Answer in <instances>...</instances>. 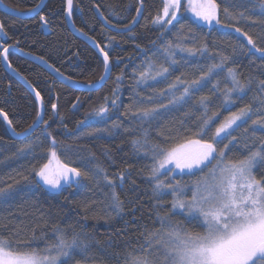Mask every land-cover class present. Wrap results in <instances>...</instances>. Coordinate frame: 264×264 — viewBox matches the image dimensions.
<instances>
[{"label": "trees", "instance_id": "trees-1", "mask_svg": "<svg viewBox=\"0 0 264 264\" xmlns=\"http://www.w3.org/2000/svg\"><path fill=\"white\" fill-rule=\"evenodd\" d=\"M2 2L12 9L24 12L34 8L40 0ZM216 3L221 22L219 26L214 24L211 30L196 28L192 23L193 12L187 8L185 1H182L179 21L174 27L168 26L170 30H165L151 23L155 15L162 14L164 0H73L72 21L75 27L82 29L87 36L104 47L112 60L109 79L97 91L75 90L56 80L38 64L9 52L8 61L11 66L33 88L41 91L45 99L46 110L43 119L49 120V117H53L49 120L48 132L52 133L60 145L70 147V151L57 149L61 161L89 172L94 165L100 164L112 178L127 168L128 175L123 188L118 186L116 189L124 201V211L119 216L114 213L109 216L110 210L106 212L103 209L104 193L109 189L103 186L98 189L91 174L78 185L66 187L59 193L46 187H37L34 183L28 184L22 177L29 176L31 169L47 162L46 153L51 147L50 142L41 137L43 142L35 149V154L16 156L14 153L22 145L40 136L44 125L42 123L31 137L17 140L9 135L0 118V188H6L14 181H19L11 197L7 200L0 198V233L3 236L14 244L30 241L31 233L35 229V236L37 238L43 236L44 239H37L33 247L43 248L46 242L54 240L52 229L55 225L69 229V234L71 229L86 234L90 241L87 251L74 253L72 258L66 260V264H126V256L129 253L144 254L141 249L149 248L145 235L160 227L156 212L159 211L161 214L166 212L171 207L172 196L169 194L162 198L154 197L152 182L146 178L152 160L145 158L142 153H135L130 140L141 135L144 130L149 132L152 141L173 147L187 143L189 139H199L192 134L197 129V119L203 109L193 105L200 96L211 95L213 84L219 82L220 88L225 87L228 83L224 79L226 70L218 76H213L187 103L177 105L155 120L141 121L137 109L166 104L170 96L157 99L154 93L166 88L176 77L184 80L194 79L201 71H206L209 64L219 62V54L231 56L233 47L239 51L240 43L246 45V39L236 34L233 28L223 25L233 24L241 28L242 32L248 33L256 41L258 47H264V14L257 6L259 0H228V3H225V0H216ZM141 6L142 12L137 15V7ZM65 7V0H48L37 15L26 19L0 11V23L4 25V31L7 33V38L0 41V44L13 45L18 42V49L36 57H43L44 61L74 81L87 83L97 80L103 73L102 59L89 45L70 32L65 20ZM225 7L234 15L244 12L247 19L239 21L229 19L223 12ZM41 14L47 18L46 27L41 25ZM124 25H130L131 31L125 30ZM190 28L195 32L196 40L192 43L185 39L184 46L198 47L201 43H206L207 54L204 57L193 58L177 50L174 57L177 63L167 81H149L137 85L134 71L138 73L143 70L141 65L149 59L157 64L163 62V46L169 41L175 44L179 39L188 37ZM110 37H115V40L111 42L110 47H105L109 45ZM0 51H3L2 47ZM227 67L237 68L240 78L245 82L248 77L254 80L243 100L238 101L230 109L236 111L252 102L254 96L262 95L257 85L259 81L264 80V63L258 58L240 54L238 59L234 63L230 62ZM122 71L124 76L119 86L116 105L113 107L108 104L109 112L103 120L89 121L86 126L78 127L77 122L84 120L85 114L93 108L103 104L105 96L109 99L114 98L112 90L116 86L115 78ZM176 95H179V92ZM149 97H153L152 103L148 102ZM220 99L218 94L213 97L209 105V115L217 110ZM53 102L58 103V114L52 112ZM74 104L77 106L73 107ZM0 109L8 114L12 128L17 132L31 124L37 113L34 97L3 69L1 58ZM226 115L228 112L220 109L219 119L212 124L209 135ZM258 117L264 119V105L259 101L254 103V114L249 118L248 124L241 125L232 133L239 138L241 145L253 140L258 143L256 138H264V133L258 129L255 132H244V128ZM114 123L120 127L113 129ZM94 129L105 131L95 132ZM165 137L170 139L165 140ZM224 143H227V140L218 145V148H223ZM244 155H247V152L237 145L227 150L225 159H240ZM216 164L217 160L213 159L206 167H202V170L176 174L171 180L168 179V173L161 175L160 178L168 183L179 181L182 184H190L193 180L203 178ZM253 175L257 179L264 177V162L257 164ZM29 179L38 178L32 174ZM116 182L119 185V180ZM190 192V190L187 192V197H190ZM160 201L165 202L167 207L156 209L154 204ZM172 218L174 221L182 222L189 230H202L197 224L186 220L179 211H176ZM162 250L153 247L148 254L153 259L158 255L162 259Z\"/></svg>", "mask_w": 264, "mask_h": 264}, {"label": "snow or ice", "instance_id": "snow-or-ice-1", "mask_svg": "<svg viewBox=\"0 0 264 264\" xmlns=\"http://www.w3.org/2000/svg\"><path fill=\"white\" fill-rule=\"evenodd\" d=\"M192 2L193 0H189L190 5ZM181 3L182 0H164L162 14L152 18V25H158L165 30H170L168 26L174 27L175 23L179 21ZM225 3H228V0H225ZM257 6L264 14V0H259ZM5 7L7 9V6ZM40 8L41 5L38 4L28 11L35 14ZM7 10L20 15L15 9ZM64 11L67 18L70 19L73 13V0H66ZM136 11L137 15H140L142 6L137 7ZM191 11L194 14L192 23L196 28L211 30L214 24L218 26L221 24L218 18L216 0H199V3L192 7ZM223 12L231 20L247 19L244 12L234 15L228 7H225ZM40 21L42 27L47 26L48 21L43 14L40 15ZM135 21L136 17L134 16L133 22ZM123 27L125 30L131 31L130 25ZM223 27L233 28L236 34L246 39V45L240 43L239 51L233 47L231 56L219 54V62L209 64L207 70L201 71L200 75L194 79L184 80L181 77H176L166 88L154 93V97L157 99L170 96L171 98L166 104H156L153 107L137 109V115L141 121L155 120L177 105L187 103L192 99L195 92L200 91L208 84L213 76H218L226 70L224 79L228 83L225 87L220 88L219 82L213 84L211 95L200 96L193 105V107L198 105L203 109L202 114L197 119V129L192 134L199 139H189L187 144H179L173 147L166 143L152 141L149 132L144 130L141 135L130 140L135 153H142L145 158L152 160L146 178L152 182L154 197L162 198L171 194L172 199L170 201L171 207L166 212L163 214L159 211L156 212V219L160 227L149 231L146 235L142 233L145 235V241L149 244V248L141 249L143 255L129 253L126 256V264H157V261L159 264H264V177L257 179L253 175V170L257 164L264 162V138H256L258 143L253 140L241 145L239 138L232 135L241 125L248 124L249 118L254 114L255 102L259 101L260 104L264 105V80L259 81L257 85L262 95L254 96L252 102L243 105L236 111H230L238 101L243 100L244 96L247 95L254 80L248 77L245 82L240 78L237 68L227 67L230 62L234 63L240 54H247L254 59L258 58L264 63V47H258L256 41L248 33L242 32L241 28L235 27L233 24H226ZM78 31L87 36V33H84L82 29H78ZM6 38L7 33L4 31V25L0 23V41ZM185 39L195 43L196 35L193 29H189L188 37L179 39L175 44L169 41L163 46V62L157 64L149 59L141 65L143 70L138 73L134 71L136 84H146L148 81H167L170 72L177 63L174 58L177 50L180 53H187L189 57L193 58L204 57L207 54L208 46L206 43H201L198 47H185ZM114 40L115 37H110V43L105 47H110ZM17 44H0V47L3 48V51H0V58L7 61L10 49L17 47ZM96 46L103 58V73L97 80L87 82L86 88L88 89L102 87L111 74L112 60L109 52L98 44ZM257 53L259 54L258 57ZM36 59L47 64L43 57H36ZM47 66L52 67L51 64H47ZM8 67H11L10 63ZM13 70L15 71V69ZM53 70L57 75L63 77L68 84L78 83L70 77H65L59 69L54 68ZM123 76L124 72L122 71L115 78L116 86L112 90L114 98L109 99L105 96L103 104L98 108H93L85 114L84 120L77 122L78 127L86 126L89 121L99 122L103 120L109 112L108 104L110 103L114 107L117 103L119 86ZM29 86L31 87V85ZM32 91L35 95L37 113L32 123L22 131L17 132L15 128H12L8 114L0 109V117H3V120L7 122L8 127L17 137L27 139L40 127L41 123L44 125L40 136L22 145L14 155L35 154V149L43 142L41 137L48 140L51 145L46 153L48 155L47 162L29 172V176L34 174L38 179L30 180L29 176H24L22 179L28 184L34 183L37 187H46L59 193L66 187L71 188L78 185L82 179L88 178L91 174V177L96 180L98 189L101 186L109 189L108 192L104 193L103 209L106 212L110 210L109 216L113 213L116 216L121 215L124 211V201L116 189L118 186L123 188L128 169H122L115 175V178H112L100 164L94 165L89 172L82 168L73 167L71 163L62 162L57 155V149L70 151V147L60 145L52 133L48 132L49 120L53 117H49V120L43 119L46 110L45 99L41 91H37L35 88ZM177 92L179 95H176ZM217 94L221 97L219 106L216 111H212L209 115V105ZM78 100L79 97H77ZM152 100L153 97L148 98L149 103H152ZM76 106V104L73 105V107ZM51 109L53 113L58 114V103L53 102ZM220 109L228 112V115L224 116L223 120L209 135L212 124L219 119ZM60 119L62 122L63 117ZM119 127L120 125L116 123L112 125L113 129ZM257 129L264 133V119L258 117L252 120L251 124L244 128V132H255ZM94 131L100 132L105 131V129H94ZM168 139L170 137H165V140ZM225 140L227 143H224L223 148H218V145ZM188 145H195V152L188 151ZM237 145H240L241 149L247 152V155L240 159L226 160L227 150ZM213 159L217 160V164L209 173L212 178L211 181L207 177H203L191 181L190 184H182L179 181L168 183L160 178L164 173H168V179H174L172 174L176 169L181 171L188 169L189 173H192L193 169L202 170V167H206L207 163ZM162 170L164 171L162 172ZM117 180H119V185ZM17 184L19 181H14L6 188H0V198L7 200L11 197ZM189 190L191 196L187 197ZM154 207L156 209L165 208L167 204L160 201L154 204ZM177 210L185 216L186 220L197 224L202 230L192 231L185 228L182 222L174 221L172 217ZM100 218L105 219V217ZM52 232L54 240L46 242L43 248L33 247L37 239H44L43 236L39 238L35 236V229L31 233L30 241L15 244L0 233V264H66V260L72 258L74 253H83L89 247L90 241L86 234L75 229H71V234H69V229L55 225ZM153 247L163 249L162 259L159 255L156 259L150 257L148 253Z\"/></svg>", "mask_w": 264, "mask_h": 264}, {"label": "water", "instance_id": "water-1", "mask_svg": "<svg viewBox=\"0 0 264 264\" xmlns=\"http://www.w3.org/2000/svg\"><path fill=\"white\" fill-rule=\"evenodd\" d=\"M47 1L48 0H40V2L38 4L41 5V8L35 14H33L32 12H29V11H24L23 12V11H18V10H16V12L20 13V15L14 14L11 11H8L7 10V9H12V8H10L9 6H7L3 2H0V11L3 12V13H6L8 15H11V16H15V17H19V18L26 19V18H30V17H33V16L37 15L42 10V8L45 6V4H46ZM65 4H66V0H65ZM5 6H7V9H6ZM65 20H66V24H67L70 32L73 35H75L77 38H79L80 40H82L85 44L89 45L100 56V58L103 60V58H102V56L100 54V51H99V49L96 46L97 45L96 41H94L89 36L82 35L81 32L78 31V29L75 27V25H74V23L72 21V16L69 19V18H67L66 13H65ZM9 52H14L17 55L21 56L22 58H25V59H27V60H29L31 62H34V63L38 64L39 66H41L42 68H44L47 72H49L56 80H58L59 82L65 84V85H67V86H69V87H71V88H73L75 90L82 91V92H90V91H97V90H99L101 88V87H99V88H95V89H88V88H86L87 83H81V82H78L76 84H71L70 85L66 81H64V78L63 77L57 75V73L53 70L54 67H48L47 66L48 63L45 64L40 59H36V56H34L32 54L29 55V53H26V52L18 49L17 47L11 48ZM1 64H2L3 69L10 76H12L16 81H18L21 85H23L30 92V94L35 99L34 92L32 91L33 87L32 86L30 87L29 86L30 84L28 82H26V80L24 78H22V76L16 70L14 71L13 70L14 68L12 66L11 67H8L9 61L8 60L7 61H4L1 58ZM108 79H106V81ZM106 81L104 82V84L106 83ZM43 117H44V114H43ZM0 118L2 119V121H3V123H4L5 127H6L9 135L12 138L17 139V140L23 139L21 137L15 136L14 133L11 131V129L8 127L7 122L3 120V117H0Z\"/></svg>", "mask_w": 264, "mask_h": 264}, {"label": "rangeland", "instance_id": "rangeland-1", "mask_svg": "<svg viewBox=\"0 0 264 264\" xmlns=\"http://www.w3.org/2000/svg\"><path fill=\"white\" fill-rule=\"evenodd\" d=\"M182 1H185V3L187 4V8H189L190 10H191V8L192 7H194V6H196L198 3H199V0H193V2H192V4L190 5L189 4V0H182ZM149 82V81H148ZM184 144H187V143H184ZM188 151H191V152H195V150H196V146L195 145H188V149H187ZM212 161V160H211ZM211 163V162H210ZM210 163H207V164H210ZM167 167V166H166ZM173 167H174V165H173ZM214 168V166H212V168L211 169H209L207 172H206V175L205 176H203V177H207L208 179H209V181H211V177L209 176V173H210V171L212 170ZM196 170H198V169H193L192 170V172L193 171H196ZM164 170H162V172H163ZM187 172H189V170L188 169H184L183 171H181L180 169H176L175 170V172L172 174L173 176L174 175H176V174H184V173H187ZM164 174H166V173H164ZM190 196H191V192H190ZM177 211H179V210H177ZM180 212V211H179ZM162 254H163V250H162Z\"/></svg>", "mask_w": 264, "mask_h": 264}, {"label": "bare ground", "instance_id": "bare-ground-1", "mask_svg": "<svg viewBox=\"0 0 264 264\" xmlns=\"http://www.w3.org/2000/svg\"><path fill=\"white\" fill-rule=\"evenodd\" d=\"M36 7V6H35Z\"/></svg>", "mask_w": 264, "mask_h": 264}]
</instances>
